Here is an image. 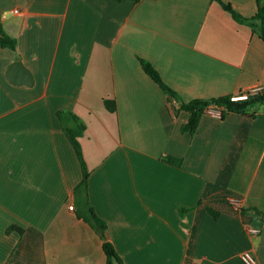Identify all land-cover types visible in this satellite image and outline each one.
Instances as JSON below:
<instances>
[{"label": "crops", "instance_id": "obj_1", "mask_svg": "<svg viewBox=\"0 0 264 264\" xmlns=\"http://www.w3.org/2000/svg\"><path fill=\"white\" fill-rule=\"evenodd\" d=\"M226 1L258 11L257 0ZM0 23L18 40L0 43V264H107L76 210L83 168L61 109L87 124L89 198L126 264H247L245 250L264 264V221L242 210H264V104L205 113L184 132L190 113H175L141 61L184 101L264 84V39L250 24L217 0H0ZM17 60L32 85L10 79Z\"/></svg>", "mask_w": 264, "mask_h": 264}, {"label": "trees", "instance_id": "obj_2", "mask_svg": "<svg viewBox=\"0 0 264 264\" xmlns=\"http://www.w3.org/2000/svg\"><path fill=\"white\" fill-rule=\"evenodd\" d=\"M217 1H219L226 10L231 12L236 20L250 24L253 29L257 31L264 39V0H257L258 11L252 17H246L242 15L231 2L226 0ZM0 43L5 47H9L14 50H16L18 46L17 38L9 34L1 23ZM141 61L145 71L162 87L165 93L169 96V99L174 106L175 113L177 114L181 110H186L190 113L189 121L182 126V130L184 132H190L192 134L196 133L202 116L211 106L221 107L223 111L222 118H224L230 112H238L243 114L250 113V110L256 104H264V90L251 96L247 100L240 101H233L231 99V94L217 98H196L191 101H184L180 98L178 92L165 81L161 72L150 60L141 58ZM105 103L108 109L111 111L117 110V101L115 99L107 98ZM58 117L62 122L64 130L66 131L80 158L83 168V179L77 185L74 192L77 213L79 217L83 218L94 227L100 238L103 240V248L107 255V264H126L123 257L118 252L114 242L110 239L108 222L97 213L89 198L88 180L91 170L86 161L84 148L81 141V137L87 130V124L78 114L71 110H59ZM162 158L168 163L180 167L183 165V159L175 155L164 154ZM208 210L216 214L220 213L211 207H208ZM242 210L246 213H252L255 218L264 221V210L261 208L255 206L251 208L244 207ZM10 229H19L20 231H23V228L18 225H13L10 227ZM247 231L252 233L250 231V227L247 228ZM253 253L257 255L255 251H253Z\"/></svg>", "mask_w": 264, "mask_h": 264}, {"label": "built area", "instance_id": "obj_3", "mask_svg": "<svg viewBox=\"0 0 264 264\" xmlns=\"http://www.w3.org/2000/svg\"><path fill=\"white\" fill-rule=\"evenodd\" d=\"M264 90V84H255L250 86L249 88H246L240 92L231 94V99L233 101H240V100H247L251 96L258 94L259 92ZM206 113L215 115L218 117L223 116V111L222 108L219 106H211L207 109ZM71 209H75V205L71 204L70 205ZM256 230H252V232H255ZM257 232V231H256ZM242 259L247 263V264H256L257 263V256L253 253L252 250H245L242 252ZM185 264H192V263H185Z\"/></svg>", "mask_w": 264, "mask_h": 264}, {"label": "water", "instance_id": "obj_4", "mask_svg": "<svg viewBox=\"0 0 264 264\" xmlns=\"http://www.w3.org/2000/svg\"><path fill=\"white\" fill-rule=\"evenodd\" d=\"M21 75L26 77V84L32 85L34 83L32 71L21 60H17L9 69V77L15 82L20 81L18 79Z\"/></svg>", "mask_w": 264, "mask_h": 264}]
</instances>
